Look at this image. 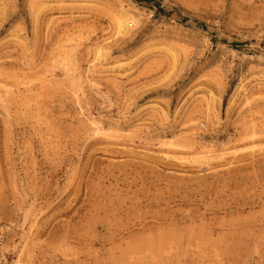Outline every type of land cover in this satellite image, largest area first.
I'll list each match as a JSON object with an SVG mask.
<instances>
[{
	"label": "rangeland",
	"instance_id": "obj_1",
	"mask_svg": "<svg viewBox=\"0 0 264 264\" xmlns=\"http://www.w3.org/2000/svg\"><path fill=\"white\" fill-rule=\"evenodd\" d=\"M153 5L0 0V264H264V0Z\"/></svg>",
	"mask_w": 264,
	"mask_h": 264
},
{
	"label": "trees",
	"instance_id": "obj_2",
	"mask_svg": "<svg viewBox=\"0 0 264 264\" xmlns=\"http://www.w3.org/2000/svg\"><path fill=\"white\" fill-rule=\"evenodd\" d=\"M132 1L139 4V5H145V6L153 8L154 12L158 15L173 16V14L175 13V11L172 9H164L162 7H158V6L153 5L155 0H132ZM185 21H186V19H183V22H185ZM198 26L202 29L205 28L204 25L201 23H199Z\"/></svg>",
	"mask_w": 264,
	"mask_h": 264
}]
</instances>
